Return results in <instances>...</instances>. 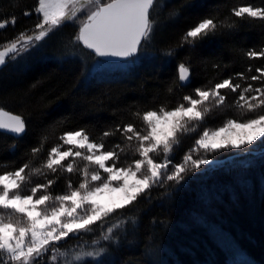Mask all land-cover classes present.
Listing matches in <instances>:
<instances>
[{"label": "trees", "instance_id": "1", "mask_svg": "<svg viewBox=\"0 0 264 264\" xmlns=\"http://www.w3.org/2000/svg\"><path fill=\"white\" fill-rule=\"evenodd\" d=\"M36 3L0 0V21H10L13 16L17 20L15 26L9 23L0 29V46L33 28L36 15L25 17L23 13L32 11ZM247 5L264 7V0H157L151 10L153 39L141 50L136 63L129 62L123 70L107 66L97 70L86 49L81 46V51L74 50L69 44L73 26L63 27L33 59L0 68V109L21 116L27 126L22 138L0 135V173L27 163L29 178L23 191L30 194L31 187L51 179L54 183L48 192L66 193L69 181L78 187L80 169L86 162L76 158L77 171L71 174L42 167L48 150L61 143L59 136L65 131L83 128L93 141L105 143L109 150L120 144L123 151L115 149L120 155L117 163L127 167L139 158L137 142L130 143L119 133L103 137V131L128 123L142 130L143 112L175 107L183 102L184 95H194L195 88L213 87L229 76L240 89L236 93L222 90L227 93V106L213 108L195 131L181 134L168 158L174 164L182 163L205 128L222 126L227 119L254 117L257 113L238 107V94L248 85L264 86V81L250 78L259 75L257 67L264 68V58L249 59L246 55L250 49L264 48V21L232 15L233 8ZM206 16L216 18L217 32L194 50L179 47L184 32ZM170 48L176 50L171 58L166 55ZM180 64L192 71L187 88L178 87ZM38 145L41 152L32 156V147ZM192 155L202 158L206 154ZM216 157V162L205 169L207 174L190 179L182 191L173 194L174 182L153 187L150 194L121 210L127 230L123 231L122 225L118 243L105 248L101 257L105 264H143L149 258L161 264H264V161L260 151L246 159L229 153L209 156ZM164 158L163 152L154 156L161 162ZM33 169L40 171L33 173ZM185 176H192L190 165ZM86 239L85 250H91L92 237ZM77 243L69 240L62 244L75 251Z\"/></svg>", "mask_w": 264, "mask_h": 264}, {"label": "snow or ice", "instance_id": "2", "mask_svg": "<svg viewBox=\"0 0 264 264\" xmlns=\"http://www.w3.org/2000/svg\"><path fill=\"white\" fill-rule=\"evenodd\" d=\"M156 3L157 0H37L32 11L23 13L25 17L36 15L33 28L25 29L0 46V68L33 59L63 27L73 26L74 35L69 44L74 50L81 51V46L89 50L86 55L94 61L97 70L106 66L123 70L129 62L136 63L141 50L153 39L155 25L151 10ZM232 15L241 20L264 21V7L239 6L232 9ZM9 23L15 26L16 17L0 21V29H6ZM217 30L216 18L206 16L184 32L179 47L188 46L194 50ZM166 55L171 58L176 55V50L170 48ZM246 55L249 59L264 58V48L250 49ZM256 72L259 75H252L251 80L264 81V68L257 67ZM191 75V69L180 64L178 87H189ZM236 75L245 78L243 73ZM240 87L229 76L213 87L195 88L194 95H184L183 102L175 107L161 106L159 111L143 112L142 121L146 127L142 130L128 123L103 131V137L119 133L130 143L137 142L135 151L139 158L127 167L117 163L120 155L115 149L121 148L120 144H114L109 150L105 143L93 141L83 128L65 131L59 136L61 143L48 150L42 167L53 173L63 169L71 174L77 171L76 158L86 162L80 169L78 187L69 181L66 193L53 195L48 192L54 183L51 179L46 184L31 187L30 194L23 191L29 178L27 163L0 173V264H49V261L51 264H105L101 258L105 248L118 243V230L122 225L123 231L127 230L121 210L150 194L153 187L163 188L166 183L174 182L173 194L182 191L190 179L207 174L205 169L219 158H209L214 153H229L246 159L259 149L264 161V86L252 85L239 92L238 107L257 113L254 117L227 119L222 126L205 128L195 140V146L183 156L182 163L174 164L168 158L181 134L195 131L213 108L227 106V93L222 90L236 93ZM26 127L21 116L0 109V130H3L0 135L22 138ZM64 146L69 147L65 149ZM161 150L165 156L162 162L152 156ZM201 151L206 154L202 158L192 155ZM40 152L39 145L31 149L32 156ZM189 165L192 176L186 177ZM32 171L35 173L40 169ZM38 192L44 194L37 195ZM105 195L107 202H101L100 198ZM147 198L150 199V195ZM116 217H119L116 222H110ZM89 236L92 237L91 250H85ZM69 240L78 242L74 246L78 250L64 248L61 242ZM143 264L161 262L149 258Z\"/></svg>", "mask_w": 264, "mask_h": 264}, {"label": "rangeland", "instance_id": "3", "mask_svg": "<svg viewBox=\"0 0 264 264\" xmlns=\"http://www.w3.org/2000/svg\"><path fill=\"white\" fill-rule=\"evenodd\" d=\"M11 114V113H10ZM14 115V114H13ZM146 127V126H145ZM211 129V128H210ZM3 131V130H2ZM160 152H163L162 150L160 151ZM159 152V153H160ZM155 155H157V153H154V154H152V156H153V159H154V156ZM100 200H101V202H107V200H108V196L107 195H105L104 197H101L100 198ZM61 243H64V242H61ZM63 251V250H62Z\"/></svg>", "mask_w": 264, "mask_h": 264}, {"label": "water", "instance_id": "4", "mask_svg": "<svg viewBox=\"0 0 264 264\" xmlns=\"http://www.w3.org/2000/svg\"><path fill=\"white\" fill-rule=\"evenodd\" d=\"M87 50V49H86ZM87 51H89V50H87ZM97 59H101V58H97ZM121 62H123V61H121Z\"/></svg>", "mask_w": 264, "mask_h": 264}]
</instances>
